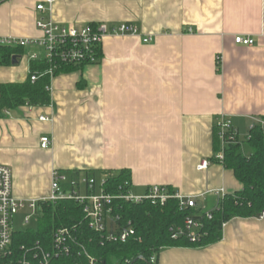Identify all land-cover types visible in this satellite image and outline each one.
<instances>
[{"label": "crops", "instance_id": "0c3cea01", "mask_svg": "<svg viewBox=\"0 0 264 264\" xmlns=\"http://www.w3.org/2000/svg\"><path fill=\"white\" fill-rule=\"evenodd\" d=\"M44 2L0 0V39L39 38L36 7ZM47 18L127 24L138 35L106 37L99 64L50 79L48 106L0 118V165L12 173L16 200L47 198L54 171L97 180L126 171L133 194L167 187L203 211L241 191L221 164L197 166L214 155L219 120L239 137L264 118V0H54ZM146 37L153 42L144 45ZM32 54L41 51L24 48L15 64L0 66V85L24 83ZM156 264H264V218L229 221L207 247L164 248Z\"/></svg>", "mask_w": 264, "mask_h": 264}, {"label": "trees", "instance_id": "16d2710c", "mask_svg": "<svg viewBox=\"0 0 264 264\" xmlns=\"http://www.w3.org/2000/svg\"><path fill=\"white\" fill-rule=\"evenodd\" d=\"M23 48L0 46V66L11 65L12 58L19 55ZM49 65L44 62H30L29 75L24 83L0 85V118L7 111L20 107H44L50 104ZM77 70L63 68V72ZM31 76L37 80L31 82ZM261 120H264L262 118ZM250 148L249 156L240 153L239 139L228 145L224 151L222 166L231 170L242 189L233 195H226L222 203L212 212V220L199 216L200 211L181 210L176 200L168 199L163 205L145 201L130 204L114 201L113 215L118 216L121 226L131 225L135 236L125 243L105 242V233H97L88 227L82 206L75 201L43 203L38 205L37 229L25 230L13 235V251L18 256L20 248L33 247L38 243L43 249L50 250L54 233L60 229L70 232L71 248L67 259L56 260L55 264H75L83 261L86 253L99 264H156L159 252L164 248L188 247L203 248L221 241L222 228L229 221L258 218L264 211V131L256 126L244 138ZM214 154L219 151L218 130L215 124L213 135ZM95 178L94 173H85ZM79 175L75 173V176ZM105 179L103 190L106 194L117 196L131 192L129 173L102 172ZM168 194L174 192L165 187ZM195 216L202 220L205 236L192 243L181 237L173 240V230L183 226L186 217ZM15 255V256H16Z\"/></svg>", "mask_w": 264, "mask_h": 264}, {"label": "built area", "instance_id": "2783aa9c", "mask_svg": "<svg viewBox=\"0 0 264 264\" xmlns=\"http://www.w3.org/2000/svg\"><path fill=\"white\" fill-rule=\"evenodd\" d=\"M54 0H45L37 5L36 11L39 17L36 21V29L40 33L39 38L34 39H0V46L35 48L41 54H32L30 62H44L49 65L48 74L50 79L57 71L63 68L81 69L86 66L97 65L102 58V42L109 36H136L137 29L132 25L119 24L109 26L106 24L87 25H60L47 18ZM191 32V31H189ZM151 38H143L142 43H152ZM234 43L240 46H252L253 40L244 37H235ZM218 61V59H217ZM31 82L37 80L31 76ZM47 121L46 118H40ZM219 138V151L211 159H205L197 166V171H205L213 163L222 164L224 151L228 145L236 143L238 133L233 128L230 120L223 118L216 123ZM260 127L264 131V120L255 122L249 130ZM51 146L49 137L40 139V148L45 150ZM105 179L97 180L87 174L76 175L68 179L64 174L54 171L52 173L50 195L39 201L22 202L13 196V179L10 169L0 165V264H55L56 260L67 259L70 255L71 241L70 232L67 229L57 230L52 238L50 250L43 249L38 243L33 247L20 248L17 256L13 251V221L16 215L24 210L38 211V205L43 203H57L61 201H75L82 206V212L88 222V227L97 232L105 233V242L125 243L135 236L131 225L126 227L120 225L118 216L113 215L112 204L114 201H123L130 204H140L145 201L163 205L168 199L176 200L181 210L191 209L200 211L199 216L205 220H212V211L199 210L194 198H183L180 195L168 194L165 187H150L143 195H135L132 192L112 196L103 190ZM83 186V187H82ZM84 190L83 193L80 189ZM98 187V190H96ZM264 218V211L258 217ZM30 217L24 219L28 224ZM203 222L195 216H188L183 226L173 230V240L181 237L187 238L190 242H198L206 234L203 231ZM16 255V256H15ZM83 261L75 264H99L94 258L86 253L83 254Z\"/></svg>", "mask_w": 264, "mask_h": 264}, {"label": "rangeland", "instance_id": "374dc122", "mask_svg": "<svg viewBox=\"0 0 264 264\" xmlns=\"http://www.w3.org/2000/svg\"><path fill=\"white\" fill-rule=\"evenodd\" d=\"M247 133H241L239 135V142H240V153L244 156H249L250 155V148L248 145L245 143L244 138ZM74 177H68V179H73ZM83 187V186H82ZM80 189V192L83 193L84 190ZM96 190H98V187H96ZM26 217H30L29 223L24 224V219ZM37 218H38V211L32 212L31 210H24L19 212L16 217L14 218L12 229L14 233H21L25 230H33L35 231L37 229Z\"/></svg>", "mask_w": 264, "mask_h": 264}, {"label": "water", "instance_id": "95a60500", "mask_svg": "<svg viewBox=\"0 0 264 264\" xmlns=\"http://www.w3.org/2000/svg\"><path fill=\"white\" fill-rule=\"evenodd\" d=\"M16 63V58L15 57H13L12 58V64H15ZM133 264V263H132ZM151 264V263H150Z\"/></svg>", "mask_w": 264, "mask_h": 264}]
</instances>
